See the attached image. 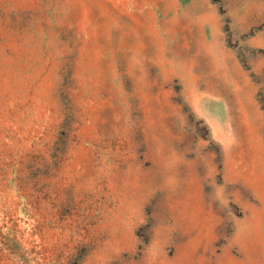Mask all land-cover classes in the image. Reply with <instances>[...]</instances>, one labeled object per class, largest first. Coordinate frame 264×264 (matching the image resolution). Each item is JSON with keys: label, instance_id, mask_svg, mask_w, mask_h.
Masks as SVG:
<instances>
[{"label": "rangeland", "instance_id": "rangeland-1", "mask_svg": "<svg viewBox=\"0 0 264 264\" xmlns=\"http://www.w3.org/2000/svg\"><path fill=\"white\" fill-rule=\"evenodd\" d=\"M0 264H264V0H0Z\"/></svg>", "mask_w": 264, "mask_h": 264}]
</instances>
